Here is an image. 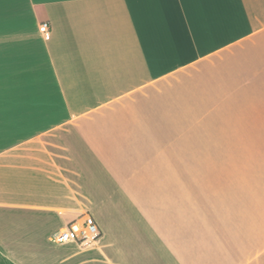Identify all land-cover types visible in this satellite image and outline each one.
<instances>
[{
    "label": "crops",
    "instance_id": "crops-1",
    "mask_svg": "<svg viewBox=\"0 0 264 264\" xmlns=\"http://www.w3.org/2000/svg\"><path fill=\"white\" fill-rule=\"evenodd\" d=\"M0 264H264V0H0Z\"/></svg>",
    "mask_w": 264,
    "mask_h": 264
},
{
    "label": "built area",
    "instance_id": "built-area-1",
    "mask_svg": "<svg viewBox=\"0 0 264 264\" xmlns=\"http://www.w3.org/2000/svg\"><path fill=\"white\" fill-rule=\"evenodd\" d=\"M39 30L42 34H49L47 22H41ZM68 230L75 241L81 245L95 244L101 236L98 226L89 217L71 221L68 224Z\"/></svg>",
    "mask_w": 264,
    "mask_h": 264
}]
</instances>
